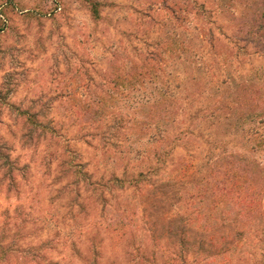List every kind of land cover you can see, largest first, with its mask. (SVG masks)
Here are the masks:
<instances>
[{
	"label": "rangeland",
	"instance_id": "1",
	"mask_svg": "<svg viewBox=\"0 0 264 264\" xmlns=\"http://www.w3.org/2000/svg\"><path fill=\"white\" fill-rule=\"evenodd\" d=\"M0 264H264V0H0Z\"/></svg>",
	"mask_w": 264,
	"mask_h": 264
}]
</instances>
